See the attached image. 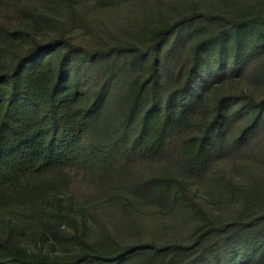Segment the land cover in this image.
<instances>
[{"label": "trees", "instance_id": "trees-1", "mask_svg": "<svg viewBox=\"0 0 264 264\" xmlns=\"http://www.w3.org/2000/svg\"><path fill=\"white\" fill-rule=\"evenodd\" d=\"M26 14L37 23L57 24L55 17L36 8H28ZM204 24L211 26L210 33L186 46L189 32ZM0 33L22 38L31 34L27 28L1 21ZM263 38L264 0H254L232 15L183 14L150 28L144 45L88 47L64 33L44 41L35 38L21 51L0 43V213L8 209L4 194L9 199L17 193L25 196L31 189L36 201L60 199L58 184L69 165L89 164L104 175L130 148L136 147L144 158L155 157L172 129H191L180 152L192 173L205 172L215 157L230 151L218 143L234 112L230 98L238 97L222 94L210 107L204 94L211 79L207 62L222 68L226 56H232L237 67ZM164 55H177V64L168 67ZM254 73L264 81V62ZM92 78L96 89L87 100ZM199 104L206 105L204 115L195 118ZM250 107L252 118L233 138L234 145L245 142L264 123V99L254 100ZM90 135L88 146L85 139ZM150 180L168 186L174 179L153 176ZM47 211L52 218L54 208ZM78 237L82 250L63 256L32 250L12 232L0 234V264H151L156 258L158 264H218L215 257L226 255L233 244L235 259L227 255L221 264H264V212L220 226L198 227L194 240L185 244L115 241L111 248L100 250L84 236Z\"/></svg>", "mask_w": 264, "mask_h": 264}, {"label": "rangeland", "instance_id": "rangeland-1", "mask_svg": "<svg viewBox=\"0 0 264 264\" xmlns=\"http://www.w3.org/2000/svg\"><path fill=\"white\" fill-rule=\"evenodd\" d=\"M250 1L254 0H2L0 21L9 27L27 28L31 34L22 38L0 33V43L21 51L35 38L44 41L64 33L88 47L144 45L150 28L183 14L205 11L232 15ZM28 8L55 17L57 24L37 23L26 14ZM210 31L208 24L193 28L185 45ZM250 48L237 67L232 56H226L222 68L207 62L211 79L204 94L210 107L222 94L238 97L230 98V111L234 112L224 128L225 137L218 143L230 151L215 157L205 172L192 173L180 152L181 141L191 129H172L158 155L144 158L136 147L130 148L104 175L89 164L67 166L65 179L57 188L60 199L50 196L36 201L31 189L25 196L17 193L9 199L4 194L8 209L0 213V234L12 232L35 251L70 256L82 250L78 234L100 250L111 248L115 241L185 244L194 240L198 227L209 223L220 226L264 212V123L245 142L233 143L240 128L252 118V102L264 99V81L254 73L264 62V38ZM163 60L170 67L177 64L178 57L164 55ZM94 81L92 78L88 83L87 100L96 89ZM205 106L199 104L193 117L204 115ZM90 137L85 139L88 146ZM153 176L174 180L164 186L152 182ZM50 206L55 210L52 218L47 211ZM235 248L233 244L226 255L219 253L216 262L221 264L227 255L235 259ZM158 260L151 264H158Z\"/></svg>", "mask_w": 264, "mask_h": 264}]
</instances>
